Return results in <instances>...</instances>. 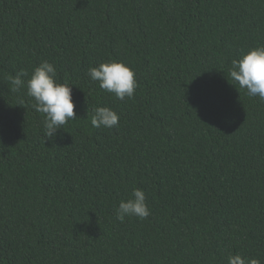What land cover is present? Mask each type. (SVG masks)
I'll return each mask as SVG.
<instances>
[{
  "label": "trees",
  "instance_id": "trees-1",
  "mask_svg": "<svg viewBox=\"0 0 264 264\" xmlns=\"http://www.w3.org/2000/svg\"><path fill=\"white\" fill-rule=\"evenodd\" d=\"M255 47L264 0H0V264H264V101L229 76ZM45 60L78 116L53 140L9 80ZM112 60L131 99L88 75ZM134 188L150 215L121 222Z\"/></svg>",
  "mask_w": 264,
  "mask_h": 264
},
{
  "label": "clouds",
  "instance_id": "clouds-1",
  "mask_svg": "<svg viewBox=\"0 0 264 264\" xmlns=\"http://www.w3.org/2000/svg\"><path fill=\"white\" fill-rule=\"evenodd\" d=\"M57 70L53 63L45 60L36 66L30 78L23 79L27 72L21 69L9 80L13 91L25 86L27 95L34 99L33 107L44 115V136L53 140L62 126L78 116L74 111L72 88L67 83L56 81ZM92 81H98L102 90L112 93L118 100L131 99L137 87L135 72L121 61H108L88 69ZM232 84L244 91L248 97H259L264 101V47L250 48L238 59L232 61L229 69ZM119 124V115L109 107L92 109L93 128H114ZM150 215L145 192L140 188L132 190L131 198L122 200L116 209V219L135 216L141 220ZM228 264H259L255 258H244L240 254L229 255Z\"/></svg>",
  "mask_w": 264,
  "mask_h": 264
}]
</instances>
